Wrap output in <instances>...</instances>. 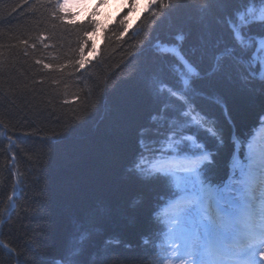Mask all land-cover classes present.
I'll return each mask as SVG.
<instances>
[{"label":"trees","instance_id":"trees-1","mask_svg":"<svg viewBox=\"0 0 264 264\" xmlns=\"http://www.w3.org/2000/svg\"><path fill=\"white\" fill-rule=\"evenodd\" d=\"M177 3L173 0L171 9H148L145 2L132 28L126 13L115 17L104 27L99 53L81 73L55 66L79 58L70 50L77 48L85 29L92 40L95 31L88 21L95 20L97 30L102 25L97 18L73 21L65 16V23L77 25L65 28L49 15L54 3L0 0V19L12 21L0 24V245L15 249L11 255L0 247V264H50L66 250L101 246L111 252L108 264H170L147 254L154 245L163 254L169 244L153 223V210L159 224L166 220L160 206L167 190L162 185L144 188L128 170L138 158L140 128L162 124L153 120L158 106L134 74L152 63L157 41L167 42L183 31L191 44L201 29L200 14L177 11ZM237 6L243 8V0ZM121 19L127 21L123 26ZM123 28L128 33L117 39ZM213 28L227 38L222 25L214 23ZM25 39L27 47L20 43ZM37 60L54 67L46 69ZM105 82L111 103H100L49 155L41 138L58 130L57 118L63 125L87 116ZM196 104L222 129L223 146L202 137L218 152L211 175L223 181L234 147L245 143L264 119V89L245 88L237 80L201 92Z\"/></svg>","mask_w":264,"mask_h":264},{"label":"snow or ice","instance_id":"snow-or-ice-1","mask_svg":"<svg viewBox=\"0 0 264 264\" xmlns=\"http://www.w3.org/2000/svg\"><path fill=\"white\" fill-rule=\"evenodd\" d=\"M26 2L21 0V4ZM36 2L54 3L49 14L51 18L59 20L65 28L77 27L65 23V16L72 15L63 11L65 0ZM243 2L245 6L241 8L237 0H178L177 11L195 9L200 14L198 36L191 44H186L188 36L183 31L167 42L157 41L152 50V63L134 74L145 94L158 106L153 120L162 121L158 127L140 128L138 158L128 170L129 177L144 188L162 185L167 190L166 202L170 209L167 219L159 224L153 210V223L157 232L164 231L169 244L163 254L155 245L147 253L160 261L264 264V143L249 141L234 147L229 176L217 181L211 171L218 152L209 146L202 134L217 146H223L222 129L196 104L201 92L219 90L237 80L245 88L259 86L264 89V0ZM157 6L171 9L173 0H146L148 9ZM118 22L121 26L127 23L124 19ZM11 23L8 17L0 19V24ZM96 23L88 21L93 31H96ZM214 23L227 29V38L213 28ZM127 33L128 29L123 28L117 39L123 40ZM39 39L44 41L47 37ZM20 43L28 45L27 39ZM35 47L33 44L32 48ZM89 48L96 56V46L85 29L77 41V48L70 50L73 57L78 53L79 58L68 59L67 64L55 67L70 66L77 72L86 71L92 63L85 56ZM2 63L0 61V65ZM36 63L49 70L54 67L43 60ZM105 101L111 103L107 82L87 116L63 125L57 118L58 130L41 138V143L49 146V155ZM115 106L119 111V105ZM236 143L233 141L234 145ZM0 247L15 255V249L7 244ZM110 256L111 252L103 246L74 252L69 249L50 264H108Z\"/></svg>","mask_w":264,"mask_h":264},{"label":"rangeland","instance_id":"rangeland-1","mask_svg":"<svg viewBox=\"0 0 264 264\" xmlns=\"http://www.w3.org/2000/svg\"><path fill=\"white\" fill-rule=\"evenodd\" d=\"M76 0H65V6L66 8L70 9L73 12L72 5L74 4ZM88 1V0H85ZM106 4L105 5H100L96 8H94L93 12L96 14V17L102 22V24H108L115 16L121 14L125 9L129 8V12H128V18L129 20H133L136 19L140 13L143 11L144 9V3L146 0H106ZM131 7H134L133 11L130 12ZM101 30L96 31L93 34L92 37V41L96 46L97 52L98 53V46H99V41L101 40ZM86 57H88L89 59H92L93 54L92 51L90 50ZM261 130L264 129V125H262ZM264 137V136H263ZM262 137V135H257L256 138L261 142L264 138ZM170 211L169 207H168V203H166L163 207L161 212L166 215V219H167V213ZM170 264H179L178 261H171L169 260Z\"/></svg>","mask_w":264,"mask_h":264}]
</instances>
